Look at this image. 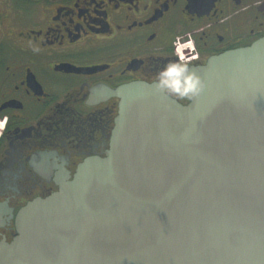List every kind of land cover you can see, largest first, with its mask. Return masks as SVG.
<instances>
[{"label":"water","instance_id":"95a60500","mask_svg":"<svg viewBox=\"0 0 264 264\" xmlns=\"http://www.w3.org/2000/svg\"><path fill=\"white\" fill-rule=\"evenodd\" d=\"M189 70L186 105L113 91L105 157L19 212L0 264H264V38Z\"/></svg>","mask_w":264,"mask_h":264},{"label":"flooded vegetation","instance_id":"af4514ba","mask_svg":"<svg viewBox=\"0 0 264 264\" xmlns=\"http://www.w3.org/2000/svg\"><path fill=\"white\" fill-rule=\"evenodd\" d=\"M262 38L264 0H0V244L25 206L105 157L113 91Z\"/></svg>","mask_w":264,"mask_h":264},{"label":"clouds","instance_id":"9594fccd","mask_svg":"<svg viewBox=\"0 0 264 264\" xmlns=\"http://www.w3.org/2000/svg\"><path fill=\"white\" fill-rule=\"evenodd\" d=\"M181 37L176 38L178 50L180 47L191 46L192 41L181 44ZM154 84L157 90L178 100H192L205 87L202 78L189 70L188 64L182 60L169 61L157 73Z\"/></svg>","mask_w":264,"mask_h":264}]
</instances>
